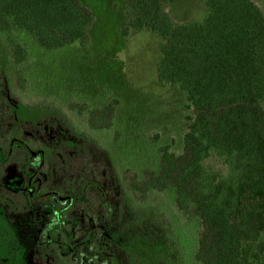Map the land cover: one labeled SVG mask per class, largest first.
<instances>
[{
  "label": "trees",
  "instance_id": "1",
  "mask_svg": "<svg viewBox=\"0 0 264 264\" xmlns=\"http://www.w3.org/2000/svg\"><path fill=\"white\" fill-rule=\"evenodd\" d=\"M169 1L133 0V18L121 33L150 31L162 40L157 80L178 86L191 111L181 153L161 147L159 172L139 181L130 169L118 178L103 152L93 150L92 140L63 119H58L62 129L75 136L67 146L83 150L78 167L67 162L65 146L44 148L34 141L37 133L21 126L9 131L6 148L0 146V166L13 150L22 151L28 163L17 191L23 209L0 201L15 228L20 264L35 263L34 251L44 264L47 256V264H71L76 258L112 264L107 243L113 225L118 220L131 231L137 228L134 212H127L129 200L167 189L174 190L178 210L193 209L199 219L197 264H251L264 253V13L252 0H203L201 21L175 24L163 10ZM92 21L78 0H0V80L11 70L18 72L26 59L13 30L32 35L41 49L58 50L86 46ZM115 105L89 111L88 127L108 129ZM9 109L12 117L22 108ZM25 110L38 118L50 112L43 106ZM101 169L104 179L97 172ZM3 180L1 175L0 188ZM46 202L54 204L52 211Z\"/></svg>",
  "mask_w": 264,
  "mask_h": 264
},
{
  "label": "rangeland",
  "instance_id": "2",
  "mask_svg": "<svg viewBox=\"0 0 264 264\" xmlns=\"http://www.w3.org/2000/svg\"><path fill=\"white\" fill-rule=\"evenodd\" d=\"M78 1L93 18L84 47L69 45L44 50L32 35L13 30L14 40L25 46L27 55L18 72L11 70L0 80L6 85H0V146L6 148L8 132L21 126L26 133H37L34 141L39 139L44 148L48 144L54 150L65 146L67 162L78 167L83 150L78 142V148L67 146L66 141L75 143V136L62 129L58 119H63V123L75 125L92 140L97 147L93 150L103 152L104 160L118 178L130 169L139 181H145L150 174L159 172L161 147H169L175 155L181 153L182 136L191 117V111L185 108V93L176 85L157 80L155 61L161 39L150 31L133 29L122 35L133 18V0ZM252 1L264 13V0ZM163 10L175 24L199 22L206 13L203 0H172L164 4ZM112 101L116 102V109L111 126L91 130L87 125L88 112L100 110ZM17 105L23 110L17 109L10 117L9 107ZM261 105L264 109V103ZM39 106L50 112L38 118L25 110ZM54 113L56 118L51 117ZM84 155L91 154L86 150ZM26 160L22 151L13 150L9 162L0 166V176H4L3 185L7 188H0V201L5 205L13 202L23 209L17 191L20 173L26 174L28 169ZM101 170L97 172L104 179L107 173ZM129 203L125 209L134 212L137 228L131 231L118 220L113 225L107 243L112 264H197L194 252L200 233L199 219L193 209H177L174 190H152L142 199L131 198ZM46 207L52 211L54 204L47 203ZM3 208L0 206V264H20L15 228ZM125 215L128 218L129 214ZM44 236L42 230L39 237ZM34 255L35 263L44 264L37 258V251ZM47 260L48 256L46 264ZM84 263L76 258L71 264ZM251 264H264V253Z\"/></svg>",
  "mask_w": 264,
  "mask_h": 264
}]
</instances>
